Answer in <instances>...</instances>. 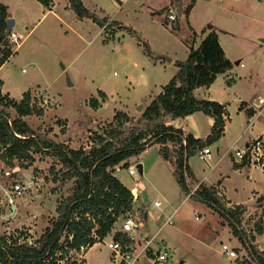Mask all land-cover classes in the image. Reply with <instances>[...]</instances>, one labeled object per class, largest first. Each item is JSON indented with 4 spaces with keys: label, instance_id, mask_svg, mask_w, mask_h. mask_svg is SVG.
Listing matches in <instances>:
<instances>
[{
    "label": "rangeland",
    "instance_id": "374dc122",
    "mask_svg": "<svg viewBox=\"0 0 264 264\" xmlns=\"http://www.w3.org/2000/svg\"><path fill=\"white\" fill-rule=\"evenodd\" d=\"M58 1L55 11L62 19L47 11L39 0H12L10 5L11 17L15 19L13 30L19 40L13 42L15 52L0 67L3 87L16 98H21L27 90L36 95L37 91L47 89L57 101L51 106L39 103L45 112L29 119L32 127L41 133L49 132L57 141L87 146L93 131L112 119L116 111L139 116L173 77L178 68L175 61L157 59L158 55L185 60L191 46L197 45L206 33L216 31L226 55L234 63H240L234 67L238 75L230 72L218 75L213 91L222 93L230 83L241 80L236 87L245 99L252 103L255 100L251 98L250 84L256 86L254 98L260 94L262 99L255 100L258 113L253 115L239 108L237 100L230 102L228 133L209 144L211 152L206 158L198 152L190 156L196 174L189 182L195 186L200 176L206 174L213 181L223 177V195L246 205L244 228L256 233V222H264V198H259L264 193V171L255 170L250 179L249 166L241 168L242 171L235 168L234 162L239 160L234 152L245 144L246 138L264 135V43L261 41L264 0H197L190 14L186 9L191 0H84L101 17L116 22L107 30L91 18H79L69 5L64 10L62 5L66 0ZM170 12L177 18L169 19ZM206 89L198 88L197 96L204 98ZM91 98L101 102L98 108L90 105ZM140 105H143L141 109ZM201 112L184 121L188 126L194 124L195 132L203 136L210 129L207 116ZM253 118V126L247 128ZM58 119L67 120L65 132ZM36 158L46 160V155L36 154ZM139 164L143 165V172ZM131 165L136 166L134 175L125 167H117L116 175L129 186L138 180L146 184L147 190L139 193L134 207L142 216V210L147 209L149 217L145 219L144 232L155 237L153 245L157 250L162 248L164 239L168 252L167 259L155 262L152 249L134 264H251L243 261L249 259V254L233 235L227 220L181 188L172 164L163 158L157 143L133 157ZM23 170L33 172V167ZM11 172L9 166L0 165V230L27 227L38 234L56 213L61 193L46 196L45 191L57 187V183L51 175L42 172L36 175L41 180L35 186L25 177L11 176ZM14 180L27 186L24 195L16 197L15 210L4 193V188L10 187ZM71 186V183L63 186L62 194H68ZM36 187L43 193L38 199ZM156 200L162 202L161 206H155ZM169 218L174 223H166ZM123 222L120 218L111 233L87 250L86 264H120L121 257L115 258L108 242ZM256 235V242L264 250V231ZM222 242L234 247L240 259L222 253Z\"/></svg>",
    "mask_w": 264,
    "mask_h": 264
},
{
    "label": "trees",
    "instance_id": "16d2710c",
    "mask_svg": "<svg viewBox=\"0 0 264 264\" xmlns=\"http://www.w3.org/2000/svg\"><path fill=\"white\" fill-rule=\"evenodd\" d=\"M39 1L46 9H52L54 5V0ZM196 1L191 0L187 14ZM68 2L79 18H91L106 30L115 26V21L101 17L83 0ZM10 17L9 6L0 2V67L16 50V44L6 33ZM176 64L178 68L173 77L139 116L124 110L116 111L112 119L93 131L87 146L79 147L57 141L49 136V132L36 131L29 119L44 115L40 100L31 90L25 91L20 100L4 94V80L0 77V165L9 166L11 176L24 178L21 171H13L16 165L29 168L36 154L51 156L55 164L51 165L49 175L57 183L52 192L61 193L57 198L56 213L38 234H33L27 227L0 230V264H86L83 256L87 250L111 233L120 218L123 222L127 213L134 210V194L116 175L117 167L128 168L133 157L154 143L159 145L163 158L172 164L174 175L186 194L227 220L233 235L249 254V259L243 261L264 264V250L256 242V233L264 231V222H256V233L246 230L243 225L246 205H229L216 185L201 182L194 189L189 182L193 174L188 162L190 156L220 140L225 135L226 125L225 105L198 98L195 91L211 86L219 74L234 67V62L227 57L216 31H210L197 48L190 47L185 60H176ZM101 95L104 99L105 93ZM89 103L96 108L101 104L97 98H91ZM197 111H203L215 120L206 137H195L183 128L185 117ZM249 114L254 112L249 111ZM58 121L65 132L67 120ZM68 183L72 184L70 192L62 194L63 186ZM114 238L122 239L126 244L117 229Z\"/></svg>",
    "mask_w": 264,
    "mask_h": 264
},
{
    "label": "built area",
    "instance_id": "2783aa9c",
    "mask_svg": "<svg viewBox=\"0 0 264 264\" xmlns=\"http://www.w3.org/2000/svg\"><path fill=\"white\" fill-rule=\"evenodd\" d=\"M169 19H176L177 15L174 12L168 14ZM10 40L12 42H18L19 35L17 32L12 30L10 32ZM36 97L39 98L40 102H43L46 105H55L57 104L56 99L50 94L49 90L43 89L37 91ZM255 118L250 120L247 128L253 126ZM211 152L209 146L204 147L200 151V156L206 158L207 155ZM234 156L240 161L244 160L249 163L251 166L259 167L264 170V135H257L248 141L244 146L239 147L235 150ZM130 174L134 175L136 173V166L130 165L128 167ZM26 182V181H25ZM27 184V182H26ZM27 186L23 182L15 181L12 182L10 187L4 188V193L7 199L8 204L16 205V197L24 195ZM141 182L136 181L135 185L131 187V190L134 194V199H139V193L141 191ZM155 206H161L162 202L156 200L154 202ZM149 217V212L143 216L139 211H129L124 218V222L120 229H118L119 234L122 238L125 239L126 244H124L122 239L113 238L112 241L108 242V246L115 254V258L121 257V261H127L128 264H134V261L140 258L141 255L146 254L148 251L153 249L152 254L154 255V261L160 262L168 257L167 252V242L162 239V248L156 249L153 245L155 242V237H150L144 232L145 229V219ZM166 223H174V221L169 218ZM221 251L230 258H239L237 250L230 246L228 242H222ZM120 261V262H121ZM131 261V262H130Z\"/></svg>",
    "mask_w": 264,
    "mask_h": 264
},
{
    "label": "crops",
    "instance_id": "0c3cea01",
    "mask_svg": "<svg viewBox=\"0 0 264 264\" xmlns=\"http://www.w3.org/2000/svg\"><path fill=\"white\" fill-rule=\"evenodd\" d=\"M84 1V0H83ZM0 2H3V3H5V4H7L8 6H9V11H10V5H11V2H12V0H5V2L4 1H0ZM58 0H54V5H53V7H52V9H47V11H52V12H54L60 19H62V17L59 15V13L58 12H56L55 11V9H56V7L57 6H59L58 5ZM84 3H85V1H84ZM67 5H69V2H68V0H66L64 3H63V5H62V7L63 8H66V9H64V10H67ZM10 14H11V12H10ZM11 16H12V14H11ZM102 29V28H101ZM207 36V33L200 39V42H198V44L196 45H193V47H195V48H197L199 45H200V43L202 42V40L205 38ZM224 48V47H223ZM228 57V56H227ZM173 61H175V63H176V60H174V59H172L171 60V62H173ZM238 63H240L239 61L238 62H235L234 63V67H235V65H238ZM243 64V63H242ZM232 68L231 70H229V71H227V72H225V74H227L228 72H230L231 74H237L238 75V73L237 72H235L236 70H237V67L236 68ZM235 70V71H234ZM224 75V74H223ZM230 77H232V76H230ZM218 79V78H217ZM215 82H216V80H215ZM215 82L211 85V86H209V87H207V89L204 91V93H205V95H204V98H201V99H208V100H215V101H218V102H220V103H222V104H224L225 105V108H226V115H225V117H226V125H225V134H227L228 133V126H229V120H230V114H229V107H230V102L232 101V100H234V101H236L237 100V102H238V107L239 108H245L246 109V111L248 112V114H249V111H252V112H254V114H257L258 113V110H257V106H256V104H255V100H257L258 101V99H262L261 98V95L260 94H258V96H257V99L256 98H254V95H255V88H256V86L254 85V84H250L251 85V87L252 88H250L251 89V91L253 92V94H252V96H251V98L252 99H255L254 100V102L252 103V102H249L247 99H245V96H243L242 95V93L240 92V91H238L237 90V87L236 86H238L239 84H240V82H241V80L240 81H234L233 83H230V86L228 85L227 87H226V89H224V92H222V93H218V92H216V91H213V86H214V84H215ZM234 83H235V85H234ZM199 89H200V87H199ZM2 90H3V93L5 94V93H7L6 91H5V89H4V87H2ZM257 90H259V88L257 87ZM196 92H198V88L196 89V91H195V93ZM256 93H258V92H256ZM9 94V93H8ZM10 95V94H9ZM11 97H14V96H12V95H10ZM23 96V95H22ZM196 96H197V94H196ZM198 98H200L199 96H197ZM14 98H16V97H14ZM22 98V97H21ZM21 98H16V99H18V100H20ZM261 110V112H260V114H262L263 113V111H262V109H260ZM197 112H201V111H197ZM201 113H203V111L201 112ZM196 114V112L195 113H193V114H190V115H188L187 117H185V119H187V118H191V116H193V115H195ZM200 114V113H199ZM205 116H207L206 118L207 119H205L206 120V123L208 124V127H209V131L205 134V135H203L202 136V134H197L196 132H195V129H196V126L193 124L192 126H188L186 123H185V119L183 120V122H182V124H183V128L187 131V132H191L192 134H194V136L195 137H206L210 132H211V127H212V125L214 124V122H215V120H214V118L211 116V115H207L206 113H203ZM249 115H253V114H249ZM249 123H250V120H249ZM188 126V128H189V130H187V126ZM260 135H262V134H260ZM257 136V135H256ZM253 137H250V139H248V138H246L245 139V144L248 142V141H250L251 139H252ZM63 142H66V143H68V144H70L72 147H77V146H75V145H72L71 144V142L70 141H67V140H65V141H63ZM245 144H243V146L245 145ZM209 146V145H208ZM200 151L201 150H198L197 152L200 154ZM196 152V153H197ZM235 157V156H234ZM236 158V157H235ZM190 159V158H189ZM49 160H50V162H49ZM55 160L51 157V156H46V160H43V159H35V161H33V162H30V166L29 167H33V172H30L29 171V173H30V175H31V184H33V182L35 183V186H37V185H39V180H41V178H39L38 176H36V175H40V173H42V172H45L46 173V175L48 174L49 175V171H50V168H51V165L54 163L55 164V162H54ZM190 160H188V162H189ZM244 162V165H240L241 163H243ZM243 162H240V161H235L234 162V166H235V168H237V169H240L241 171H242V169L241 168H243V167H246V166H249V168H250V170H249V178L251 179L252 178V176H251V174L252 173H254V171L255 170H260V171H264L263 169H261V168H259V167H255V166H251V165H249V163L247 162V161H243ZM26 163H29V162H26ZM239 165V166H237V165ZM189 165H190V167H191V169H192V172H193V176L196 174V170H195V168H193V166L190 164V162H189ZM58 167H60V165H57ZM17 167H19L20 169H18ZM16 168H14L13 169V171H21L22 172V174H23V172L24 171H26V170H23V168L24 169H26L25 167H21V166H17ZM38 170H40V171H38ZM26 172H28V171H26ZM24 176V175H23ZM200 177H202L201 179H199V181H198V183L195 185V186H193L194 187V189H196V187H198V185L201 183V182H206L207 184H210V185H216L217 187H218V189H219V192H220V194L221 195H223V193H222V182H223V177H220V178H217L215 181H213V180H209L208 179V177H207V174L206 175H204V176H200ZM36 178V179H35ZM189 178H192V176H190ZM49 180V179H48ZM122 180V179H121ZM123 181V180H122ZM124 182V181H123ZM141 182V181H140ZM125 183V182H124ZM41 184V183H40ZM126 184V183H125ZM127 185V184H126ZM129 188H131L132 186H129V185H127ZM141 187H142V189H141V191L142 190H147V187H146V184L145 183H143V182H141ZM37 188V187H36ZM41 189V188H40ZM42 190V189H41ZM140 191V192H141ZM46 192V196L48 195V196H50V195H53L54 193L52 192V190H47V191H45ZM36 193H37V199L39 198V196H40V198H41V196H42V194L43 193H40V191H39V188H37V191H36ZM57 193H59V192H57ZM261 195H264V193H261L259 196H261ZM224 197H225V199L227 200V202H228V204L229 205H233V204H241L240 202H233L232 201V199H230V198H227V196H226V194H224L223 195ZM258 196V197H259ZM37 199H35L36 200V202H38L37 201ZM39 203H40V200H39ZM242 204H244V203H242ZM245 205V204H244ZM10 206V205H9ZM10 207H12V205L10 206ZM40 207H42V206H40ZM134 211H139V210H137L135 207H134ZM143 211V213H144V215L146 214V212H148L147 211V209H143L142 210ZM97 244V243H96ZM91 248V247H90ZM89 248V249H90ZM85 255H86V253L84 254V256L83 257H85ZM86 258V257H85Z\"/></svg>",
    "mask_w": 264,
    "mask_h": 264
},
{
    "label": "water",
    "instance_id": "95a60500",
    "mask_svg": "<svg viewBox=\"0 0 264 264\" xmlns=\"http://www.w3.org/2000/svg\"><path fill=\"white\" fill-rule=\"evenodd\" d=\"M178 5H179L178 12H179V14H181L182 13L181 3H179ZM14 25H15V19L13 17L8 18V26H7V31H6L7 35H9L10 32L13 30ZM209 26L212 27V25H209ZM261 41L264 43V37L261 38ZM156 58L157 59H166L168 61L172 60V57H169L167 55H158ZM142 106L143 105H140V109L142 108ZM138 167L140 169V172H143V165L139 164ZM17 168L20 169L19 167H17ZM23 175L26 178V180H28V181L31 180V175L29 172L24 171ZM15 208H16V205H12V209L15 210Z\"/></svg>",
    "mask_w": 264,
    "mask_h": 264
}]
</instances>
